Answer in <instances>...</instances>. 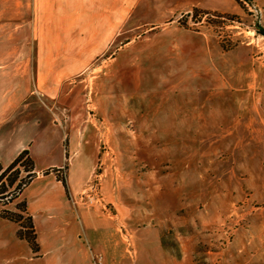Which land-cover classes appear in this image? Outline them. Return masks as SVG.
<instances>
[{
  "label": "rangeland",
  "instance_id": "374dc122",
  "mask_svg": "<svg viewBox=\"0 0 264 264\" xmlns=\"http://www.w3.org/2000/svg\"><path fill=\"white\" fill-rule=\"evenodd\" d=\"M85 1L7 16L27 32L30 92L92 166L65 202L51 190L37 234L7 211L32 173L4 177L0 264H264V0ZM94 177L99 200H80Z\"/></svg>",
  "mask_w": 264,
  "mask_h": 264
},
{
  "label": "crops",
  "instance_id": "0c3cea01",
  "mask_svg": "<svg viewBox=\"0 0 264 264\" xmlns=\"http://www.w3.org/2000/svg\"><path fill=\"white\" fill-rule=\"evenodd\" d=\"M16 2L0 0V182L12 169L15 170L14 177L8 178L7 184L3 182V185H7L8 191V187L21 176L22 172L32 173L27 184L14 197L13 205H7V211H26L37 234L34 212L46 213L50 209L46 208L54 206V203L47 199L54 188L57 192L60 191L62 199L65 198L66 189L69 192H77L91 170L92 155L86 152L82 145L78 148L74 146L75 137L53 121L51 113L43 106L38 96L29 90L28 47L23 43L25 40H22L27 36V32L7 29V16L26 15L29 0H19V8ZM30 3L31 16H76L77 10L84 9L86 1L30 0ZM40 26L39 22L36 23L37 36ZM8 37L19 38V41L11 44V40H7ZM65 137L66 142L63 143ZM21 151L24 152L20 159L12 167L5 169ZM66 159L68 162L63 163ZM24 163L30 169H25ZM62 163L66 166L64 183L50 171L59 170ZM34 182L37 183L36 190L30 197H25L26 187ZM5 191L6 188L0 194ZM21 200L24 201V205L20 206L18 203ZM62 201L65 202L64 199ZM43 219L45 221V218ZM11 222L7 217L9 233ZM72 230L74 233L76 229ZM54 239L55 224L51 231H46L42 244L36 235L39 246L53 244ZM9 240L14 243L17 241L28 243L25 238L19 236L10 235ZM77 248L78 252L83 251L82 247Z\"/></svg>",
  "mask_w": 264,
  "mask_h": 264
},
{
  "label": "built area",
  "instance_id": "2783aa9c",
  "mask_svg": "<svg viewBox=\"0 0 264 264\" xmlns=\"http://www.w3.org/2000/svg\"><path fill=\"white\" fill-rule=\"evenodd\" d=\"M78 198L80 200H87V201L99 200L100 192L98 188V181L95 177L89 180L85 184V186L80 190V192L78 193Z\"/></svg>",
  "mask_w": 264,
  "mask_h": 264
},
{
  "label": "trees",
  "instance_id": "16d2710c",
  "mask_svg": "<svg viewBox=\"0 0 264 264\" xmlns=\"http://www.w3.org/2000/svg\"><path fill=\"white\" fill-rule=\"evenodd\" d=\"M23 152L24 151H21L20 153H18L15 157H14V159L6 166V168L5 169H7V168H10V167H12L19 159H20V157L22 156V154H23ZM0 175H1V172H0ZM4 190V188H2V189H0V192L1 191H3ZM28 241H29V243H30V240L28 239ZM31 244V243H30ZM32 245V244H31Z\"/></svg>",
  "mask_w": 264,
  "mask_h": 264
}]
</instances>
